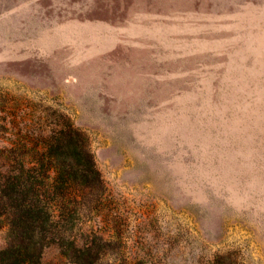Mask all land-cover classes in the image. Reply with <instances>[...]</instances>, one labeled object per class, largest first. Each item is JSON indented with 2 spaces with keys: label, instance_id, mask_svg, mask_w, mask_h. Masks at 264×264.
<instances>
[{
  "label": "rangeland",
  "instance_id": "rangeland-1",
  "mask_svg": "<svg viewBox=\"0 0 264 264\" xmlns=\"http://www.w3.org/2000/svg\"><path fill=\"white\" fill-rule=\"evenodd\" d=\"M15 103L99 174L32 230L1 161L0 264H264V0H0V136Z\"/></svg>",
  "mask_w": 264,
  "mask_h": 264
},
{
  "label": "trees",
  "instance_id": "trees-1",
  "mask_svg": "<svg viewBox=\"0 0 264 264\" xmlns=\"http://www.w3.org/2000/svg\"><path fill=\"white\" fill-rule=\"evenodd\" d=\"M14 107L2 117V122L10 123L13 131L9 137L0 136L10 141L9 147L0 148V162L16 161L19 166L7 176L5 191L16 202L15 212L23 218L22 223L36 230L54 221L56 203L46 201L42 197L44 192L68 194L75 179L88 182L99 173L86 151L83 135L73 123H57L48 132L42 117H21L18 111H23L22 104L15 103ZM67 166L71 170H66ZM51 171H55L53 176ZM47 179L52 181L46 182Z\"/></svg>",
  "mask_w": 264,
  "mask_h": 264
}]
</instances>
